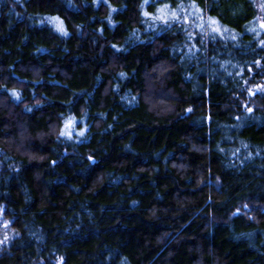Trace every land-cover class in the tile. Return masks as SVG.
I'll return each mask as SVG.
<instances>
[{"label": "trees", "instance_id": "obj_1", "mask_svg": "<svg viewBox=\"0 0 264 264\" xmlns=\"http://www.w3.org/2000/svg\"><path fill=\"white\" fill-rule=\"evenodd\" d=\"M0 264H264V0H0Z\"/></svg>", "mask_w": 264, "mask_h": 264}, {"label": "snow or ice", "instance_id": "obj_2", "mask_svg": "<svg viewBox=\"0 0 264 264\" xmlns=\"http://www.w3.org/2000/svg\"><path fill=\"white\" fill-rule=\"evenodd\" d=\"M167 7H168V5H164V8L165 9H167ZM145 15H147V13H145ZM173 16H175V13H173ZM161 19H167V17H166V15L165 16H162V17H160ZM211 23L212 24H217L218 22L216 21V20H214V19H211ZM214 30H216V29H214ZM62 135L64 134L63 132L61 133ZM5 239H7V237L5 238Z\"/></svg>", "mask_w": 264, "mask_h": 264}, {"label": "rangeland", "instance_id": "obj_3", "mask_svg": "<svg viewBox=\"0 0 264 264\" xmlns=\"http://www.w3.org/2000/svg\"><path fill=\"white\" fill-rule=\"evenodd\" d=\"M257 7L259 8V0H255Z\"/></svg>", "mask_w": 264, "mask_h": 264}]
</instances>
